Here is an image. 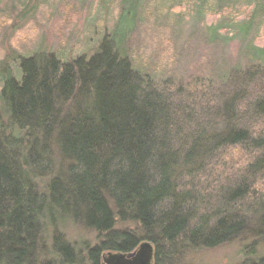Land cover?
Returning <instances> with one entry per match:
<instances>
[{"label":"trees","instance_id":"trees-1","mask_svg":"<svg viewBox=\"0 0 264 264\" xmlns=\"http://www.w3.org/2000/svg\"><path fill=\"white\" fill-rule=\"evenodd\" d=\"M103 4L115 27L91 52L0 75V264H103L143 242L172 264L246 238L243 264H264V0ZM187 25L184 56L142 52Z\"/></svg>","mask_w":264,"mask_h":264},{"label":"rangeland","instance_id":"rangeland-1","mask_svg":"<svg viewBox=\"0 0 264 264\" xmlns=\"http://www.w3.org/2000/svg\"><path fill=\"white\" fill-rule=\"evenodd\" d=\"M116 17V5L110 6L107 15L103 0H0V75H6L10 70L13 74L18 73L23 58L33 56L38 50L68 51V59L89 53L97 46L103 34L106 35V29L115 27ZM210 20L217 21V18ZM187 26L184 29L187 31L179 38L169 44L165 43L166 49L162 47V38L152 41L151 33L148 32L142 38V52L158 53L156 60L162 63L169 61L172 50H177L184 56L192 27ZM143 31L146 32L145 29ZM195 43L191 44L194 48ZM255 44L264 47L263 33ZM200 51L202 49L197 50ZM235 52L236 47L233 45L230 55ZM219 54L220 52L216 61L222 65L225 63L221 59L224 56L220 57ZM200 59L201 54L193 60ZM252 242L253 238H246L216 249L190 252L180 260H174L172 264H243L246 256L244 250ZM256 250L260 252L258 255L263 256L264 243ZM105 256L107 253L101 257L103 264Z\"/></svg>","mask_w":264,"mask_h":264},{"label":"water","instance_id":"water-1","mask_svg":"<svg viewBox=\"0 0 264 264\" xmlns=\"http://www.w3.org/2000/svg\"><path fill=\"white\" fill-rule=\"evenodd\" d=\"M105 264H154L155 247L150 242L140 244L135 252L125 253H107L104 257Z\"/></svg>","mask_w":264,"mask_h":264},{"label":"bare ground","instance_id":"bare-ground-1","mask_svg":"<svg viewBox=\"0 0 264 264\" xmlns=\"http://www.w3.org/2000/svg\"><path fill=\"white\" fill-rule=\"evenodd\" d=\"M135 251H136V250H135ZM135 251H134V252H135ZM125 254H128V253H125ZM154 264H155V263H154Z\"/></svg>","mask_w":264,"mask_h":264}]
</instances>
